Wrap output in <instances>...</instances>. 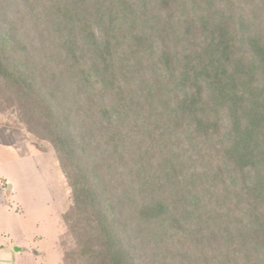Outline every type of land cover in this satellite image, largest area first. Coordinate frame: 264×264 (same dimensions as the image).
Segmentation results:
<instances>
[{"label": "trees", "instance_id": "16d2710c", "mask_svg": "<svg viewBox=\"0 0 264 264\" xmlns=\"http://www.w3.org/2000/svg\"><path fill=\"white\" fill-rule=\"evenodd\" d=\"M69 190L64 264H264V0H0V111Z\"/></svg>", "mask_w": 264, "mask_h": 264}, {"label": "rangeland", "instance_id": "374dc122", "mask_svg": "<svg viewBox=\"0 0 264 264\" xmlns=\"http://www.w3.org/2000/svg\"><path fill=\"white\" fill-rule=\"evenodd\" d=\"M0 143L7 144H0V178L14 186L1 200L0 253L9 264H64L73 245L63 221L69 190L53 151L25 132L12 108L0 111Z\"/></svg>", "mask_w": 264, "mask_h": 264}, {"label": "crops", "instance_id": "0c3cea01", "mask_svg": "<svg viewBox=\"0 0 264 264\" xmlns=\"http://www.w3.org/2000/svg\"><path fill=\"white\" fill-rule=\"evenodd\" d=\"M0 144L3 146L7 145V144H2V143ZM2 187H4V189ZM13 190H14V186L10 181H8L5 178H0V205H4V202H2L1 200H7V198L9 197V195L12 193ZM11 246L14 247V245L12 244ZM1 249H2V246H0V250ZM8 259L9 257L7 256V254L5 255V253H2V252L0 253V263L1 264H9Z\"/></svg>", "mask_w": 264, "mask_h": 264}]
</instances>
